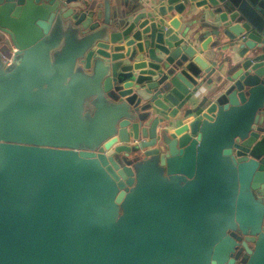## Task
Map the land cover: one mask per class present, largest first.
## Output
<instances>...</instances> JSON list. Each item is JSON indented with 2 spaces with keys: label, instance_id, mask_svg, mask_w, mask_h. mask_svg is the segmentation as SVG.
<instances>
[{
  "label": "water",
  "instance_id": "95a60500",
  "mask_svg": "<svg viewBox=\"0 0 264 264\" xmlns=\"http://www.w3.org/2000/svg\"><path fill=\"white\" fill-rule=\"evenodd\" d=\"M0 264H264V0H0Z\"/></svg>",
  "mask_w": 264,
  "mask_h": 264
},
{
  "label": "built area",
  "instance_id": "2783aa9c",
  "mask_svg": "<svg viewBox=\"0 0 264 264\" xmlns=\"http://www.w3.org/2000/svg\"><path fill=\"white\" fill-rule=\"evenodd\" d=\"M13 51H15V50H13ZM9 63H10V62H8V65H9ZM204 90H205L204 88H201V91H202V92H204Z\"/></svg>",
  "mask_w": 264,
  "mask_h": 264
},
{
  "label": "crops",
  "instance_id": "0c3cea01",
  "mask_svg": "<svg viewBox=\"0 0 264 264\" xmlns=\"http://www.w3.org/2000/svg\"><path fill=\"white\" fill-rule=\"evenodd\" d=\"M195 27H199V23L198 22L195 23Z\"/></svg>",
  "mask_w": 264,
  "mask_h": 264
}]
</instances>
